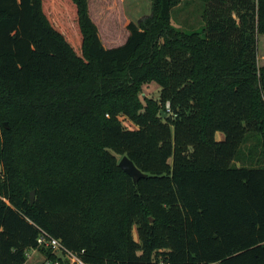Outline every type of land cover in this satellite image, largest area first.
<instances>
[{
    "label": "trees",
    "instance_id": "16d2710c",
    "mask_svg": "<svg viewBox=\"0 0 264 264\" xmlns=\"http://www.w3.org/2000/svg\"><path fill=\"white\" fill-rule=\"evenodd\" d=\"M184 1L108 48L85 0H0V264L39 228L88 264H264V165H236L264 156V0H199L192 32Z\"/></svg>",
    "mask_w": 264,
    "mask_h": 264
},
{
    "label": "rangeland",
    "instance_id": "374dc122",
    "mask_svg": "<svg viewBox=\"0 0 264 264\" xmlns=\"http://www.w3.org/2000/svg\"><path fill=\"white\" fill-rule=\"evenodd\" d=\"M87 13L98 26L103 43L108 48H113L124 44L129 36L127 24L138 23L141 19L148 17L152 13V0H85ZM172 25L185 31H201L205 25V4L199 0H187L181 3L172 11ZM261 38V50L259 56L264 57V36ZM45 84H40L39 88H45ZM160 88L156 83L143 94L160 97ZM124 126L135 128L131 121L124 120ZM218 138L223 139L224 135L218 133ZM262 143L255 135H250L243 146L242 162H236L238 167L242 165L263 166L264 156L262 155ZM137 237V233L134 232ZM28 260L29 264H39L41 256L36 253Z\"/></svg>",
    "mask_w": 264,
    "mask_h": 264
},
{
    "label": "built area",
    "instance_id": "2783aa9c",
    "mask_svg": "<svg viewBox=\"0 0 264 264\" xmlns=\"http://www.w3.org/2000/svg\"><path fill=\"white\" fill-rule=\"evenodd\" d=\"M167 108L168 112H170L169 105ZM39 230L37 247L27 250V262L25 264H29L28 260L32 258V254H29V252L41 256L39 264H88L77 253L66 248L59 239L51 235L49 232L41 228H39ZM42 249L50 251L56 259L52 261L49 257L42 254Z\"/></svg>",
    "mask_w": 264,
    "mask_h": 264
},
{
    "label": "water",
    "instance_id": "95a60500",
    "mask_svg": "<svg viewBox=\"0 0 264 264\" xmlns=\"http://www.w3.org/2000/svg\"><path fill=\"white\" fill-rule=\"evenodd\" d=\"M119 166L133 178L135 183H137L140 179L147 177V174L143 173L128 156L122 157L119 162ZM35 193L36 191L31 192V204L35 201Z\"/></svg>",
    "mask_w": 264,
    "mask_h": 264
}]
</instances>
